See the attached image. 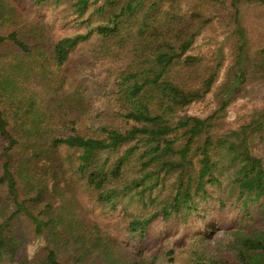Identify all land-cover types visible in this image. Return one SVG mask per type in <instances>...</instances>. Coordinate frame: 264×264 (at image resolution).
I'll list each match as a JSON object with an SVG mask.
<instances>
[{
    "label": "trees",
    "instance_id": "16d2710c",
    "mask_svg": "<svg viewBox=\"0 0 264 264\" xmlns=\"http://www.w3.org/2000/svg\"><path fill=\"white\" fill-rule=\"evenodd\" d=\"M19 1L38 12L49 8L52 24L60 19L75 28L54 38L40 31L30 41L12 30L0 34V45L42 58L41 69L49 63L62 71L76 52L87 61L73 99L51 110L59 120L55 130L34 119L11 128L0 109V135L8 140L0 174L6 187L0 258L10 264H175L184 253L186 264H264V156L253 152L256 140H264V105L236 126L227 122L235 86L264 83V43L253 44L244 17L246 5L261 9L264 0ZM214 22L224 26L226 42L211 55L190 53ZM224 66L219 106L203 117L187 113ZM62 81L56 74L48 86L60 89ZM31 96L24 101L30 106ZM86 99L96 111L80 109ZM19 144L25 152L17 163L10 151ZM31 171L45 177L24 184ZM68 178L102 207L105 221L70 224L43 257H21L15 223L28 217L38 236L56 227L35 209L49 180L57 191ZM34 189L29 202L19 200ZM218 232L214 244H202ZM62 246L72 262L60 258Z\"/></svg>",
    "mask_w": 264,
    "mask_h": 264
},
{
    "label": "rangeland",
    "instance_id": "374dc122",
    "mask_svg": "<svg viewBox=\"0 0 264 264\" xmlns=\"http://www.w3.org/2000/svg\"><path fill=\"white\" fill-rule=\"evenodd\" d=\"M53 15L49 8L41 9L39 12L34 8L28 7L19 0H0V34H7L15 30L23 39L30 41L34 34L43 31L48 37H58L63 33L69 32L64 27L63 21L56 19V23L52 24L49 17ZM244 17L249 28L252 29L251 37L253 44L264 43V8L246 5L244 10ZM224 26L218 22L208 25L204 31L197 37L190 53L211 55L217 52L219 46L226 42L223 34ZM74 31V29H71ZM227 53V48H225ZM43 61L42 58L35 55H25L18 52L11 44L0 45V109L2 110L5 119L8 121L9 127L22 126L27 127L31 119L39 121L42 127L50 123L52 129L58 127V121L55 120L52 109L57 102L63 101L66 106V98L73 99L72 93L73 83L75 80L83 79V70L86 67L87 56L76 52L72 54L69 62L62 71L53 69L49 63H45L43 69L39 67ZM230 59L225 62L227 65ZM47 64V65H46ZM12 65H16L17 71L11 69ZM225 66L222 69L219 78L212 90L200 101L193 102L186 108V112L197 116H206L213 112L219 106V92L221 82L225 77ZM56 74H60L63 81L60 89H55V85L48 86V81H52ZM4 75V76H2ZM48 80V81H47ZM238 90L234 100L228 107L227 122L233 126L238 125L261 105H264V83H246L243 89L235 86ZM32 95L33 105L24 103L27 97ZM77 97V96H76ZM54 98V100H51ZM28 101V100H27ZM81 108L87 112L89 110L96 111L98 106L93 107V102L82 100L80 102ZM21 141V140H20ZM8 145V140L0 135V174L1 166L5 161L4 149ZM24 150L21 144L16 145L11 149L10 153L14 162L20 163L21 157L24 156ZM65 153L66 151L63 150ZM253 152L264 156V140L257 139ZM31 178L24 184H36L38 177H45L43 175L37 176L31 171ZM227 181L228 175L225 176ZM49 178V177H48ZM44 179V178H43ZM53 180L48 181L47 192L44 193L43 198L37 203L35 214L42 219L52 218L57 221L56 227H48L44 229L42 235H36L34 231V224L28 217L20 216L19 221L15 223V234L22 240L23 247L20 249L19 255H34L37 258L44 256L45 246L56 243V235L68 229L70 224L83 222L88 225L91 220L105 221L102 207L94 205L92 200L83 193L82 185L78 180L68 178L61 181V189L54 191ZM23 186V185H21ZM21 193V191H20ZM36 194L35 189L30 194H20V199H27L28 202ZM6 196V187H0V201H3ZM48 206L46 207V205ZM125 205V204H124ZM137 205L132 204L130 207L134 209ZM46 207V208H45ZM45 208V215L40 214L39 211ZM61 217V218H59ZM101 217H104L100 219ZM1 220V219H0ZM115 227H111V233H115ZM55 231H57L55 233ZM221 237V233H215L208 241L202 244H214ZM164 246V245H163ZM67 246L60 248V258L68 260L69 254L66 250ZM185 254H177L175 264H186ZM19 257V256H18ZM161 258V257H160ZM10 264V260L0 258V264Z\"/></svg>",
    "mask_w": 264,
    "mask_h": 264
}]
</instances>
